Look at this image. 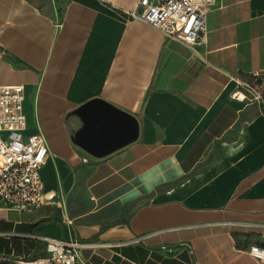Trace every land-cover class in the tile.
Wrapping results in <instances>:
<instances>
[{"label":"crops","instance_id":"0c3cea01","mask_svg":"<svg viewBox=\"0 0 264 264\" xmlns=\"http://www.w3.org/2000/svg\"><path fill=\"white\" fill-rule=\"evenodd\" d=\"M135 2L0 0V84L23 85V132L49 150L48 200L0 205V264L46 255L43 237L92 264H263L246 248L264 246V108L230 76L264 68V0H214L193 49L128 19ZM94 100L137 125L100 156L80 145L104 129Z\"/></svg>","mask_w":264,"mask_h":264},{"label":"built area","instance_id":"2783aa9c","mask_svg":"<svg viewBox=\"0 0 264 264\" xmlns=\"http://www.w3.org/2000/svg\"><path fill=\"white\" fill-rule=\"evenodd\" d=\"M214 0H136L128 19L140 20L166 38L185 42L192 49L204 43L206 13ZM234 82L231 96L264 108V68L251 72L249 79L230 76ZM22 84H0V205L18 210L32 209L48 200L43 190L41 166L49 156L45 136L34 131L24 133L27 119L23 111ZM138 236L133 240H139ZM47 254L32 261L17 259L13 264H92L80 257L87 243L75 238L43 237ZM246 251L264 264V246L249 244Z\"/></svg>","mask_w":264,"mask_h":264},{"label":"water","instance_id":"95a60500","mask_svg":"<svg viewBox=\"0 0 264 264\" xmlns=\"http://www.w3.org/2000/svg\"><path fill=\"white\" fill-rule=\"evenodd\" d=\"M84 107L89 115H95L104 125V129L98 137H84L80 140L81 147L91 154L104 155L136 137L137 125L131 115L119 110L110 111L104 104L96 100L86 103ZM116 123H120L122 126L118 127Z\"/></svg>","mask_w":264,"mask_h":264},{"label":"trees","instance_id":"16d2710c","mask_svg":"<svg viewBox=\"0 0 264 264\" xmlns=\"http://www.w3.org/2000/svg\"><path fill=\"white\" fill-rule=\"evenodd\" d=\"M41 252H42V254H44V252H45V247L44 246L42 247V251Z\"/></svg>","mask_w":264,"mask_h":264},{"label":"rangeland","instance_id":"374dc122","mask_svg":"<svg viewBox=\"0 0 264 264\" xmlns=\"http://www.w3.org/2000/svg\"><path fill=\"white\" fill-rule=\"evenodd\" d=\"M10 263H13V262H10Z\"/></svg>","mask_w":264,"mask_h":264}]
</instances>
